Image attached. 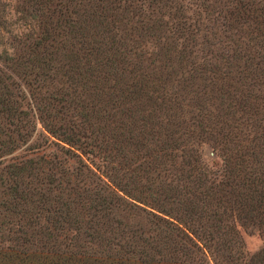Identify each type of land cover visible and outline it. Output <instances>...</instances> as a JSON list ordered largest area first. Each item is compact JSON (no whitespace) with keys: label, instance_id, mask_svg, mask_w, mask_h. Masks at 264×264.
Segmentation results:
<instances>
[{"label":"trees","instance_id":"obj_1","mask_svg":"<svg viewBox=\"0 0 264 264\" xmlns=\"http://www.w3.org/2000/svg\"><path fill=\"white\" fill-rule=\"evenodd\" d=\"M21 1L0 264H264V0Z\"/></svg>","mask_w":264,"mask_h":264},{"label":"rangeland","instance_id":"obj_2","mask_svg":"<svg viewBox=\"0 0 264 264\" xmlns=\"http://www.w3.org/2000/svg\"><path fill=\"white\" fill-rule=\"evenodd\" d=\"M21 6V0H0L1 15L4 20L3 27L0 28V56L2 57L6 53L14 55L20 40L38 32L36 20H33L26 13H20ZM210 40L214 42L213 39ZM241 235L247 253L254 254L264 249V240L259 233L241 230Z\"/></svg>","mask_w":264,"mask_h":264}]
</instances>
